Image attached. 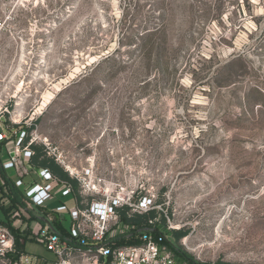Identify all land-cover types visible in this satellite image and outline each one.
<instances>
[{"label": "rangeland", "instance_id": "374dc122", "mask_svg": "<svg viewBox=\"0 0 264 264\" xmlns=\"http://www.w3.org/2000/svg\"><path fill=\"white\" fill-rule=\"evenodd\" d=\"M1 105L9 134L154 187L196 261L264 264V0H0Z\"/></svg>", "mask_w": 264, "mask_h": 264}, {"label": "built area", "instance_id": "2783aa9c", "mask_svg": "<svg viewBox=\"0 0 264 264\" xmlns=\"http://www.w3.org/2000/svg\"><path fill=\"white\" fill-rule=\"evenodd\" d=\"M12 114L5 105L0 106V124L3 114ZM11 116L20 126L9 134L0 127V154L2 145L10 157L0 162V173L14 168L15 185L22 189V202L12 214L15 231L0 224V264H32L37 259L17 246L18 228L24 219H31L30 238L43 244L53 253L55 264H189L179 262L164 242L163 235L155 237L158 226L168 235L170 225H162V203L154 187L146 188L136 177L116 178L113 171L103 172L98 162H66L57 146L47 137L29 131L31 122ZM20 116V115H19ZM43 144L45 152L75 181L64 180L46 167L30 164L33 145ZM59 197H71L75 205L61 203L51 207ZM156 211L149 219L152 229H139L124 221L128 218ZM168 217V216H167ZM42 219V220H40ZM137 242L121 244L122 238L133 237ZM25 237L20 238V244Z\"/></svg>", "mask_w": 264, "mask_h": 264}, {"label": "trees", "instance_id": "16d2710c", "mask_svg": "<svg viewBox=\"0 0 264 264\" xmlns=\"http://www.w3.org/2000/svg\"><path fill=\"white\" fill-rule=\"evenodd\" d=\"M32 148L34 149V154L30 159V164L35 167H46L52 170L56 175H58L60 178L71 181L74 184L75 181H73L69 174L55 161L54 158L49 157L46 152L45 148L43 146H39L37 144L33 145ZM22 189L18 188L15 185V182L13 178L5 171H2L0 173V224H5L9 226L12 230L15 231V227L12 224L11 216L15 209H17L18 204L22 202ZM157 215L156 211H152L148 214L144 215H137L131 218L124 217V221L127 224L137 225L133 229V232H137L139 229H152V227L149 225V219L155 217ZM35 217L32 216L30 219H24L23 224L21 225L18 230L17 234V246L20 247V238L25 237L26 239L30 238V230L27 226L30 225L31 219H34ZM42 220V219H40ZM161 224L166 225V218L162 216ZM173 234L176 237L183 236L186 231L183 230H172ZM153 234L155 237H158L160 234L164 237V242L168 245V247L173 251L174 256L179 262H188L189 264H203L199 261H196L194 258H192L186 251H183L171 238L169 235H167L165 232H163L158 226L153 231ZM137 242V240L133 237L130 238H122L120 240L121 244H132Z\"/></svg>", "mask_w": 264, "mask_h": 264}, {"label": "crops", "instance_id": "0c3cea01", "mask_svg": "<svg viewBox=\"0 0 264 264\" xmlns=\"http://www.w3.org/2000/svg\"><path fill=\"white\" fill-rule=\"evenodd\" d=\"M28 239L25 238L24 243L21 245L22 250L26 253L25 250V244L27 242ZM31 240H34L31 238ZM28 254V253H27ZM54 256V255H53ZM37 257V256H36ZM32 264H55V257L53 259H47V258H39L37 257V259L35 261H33Z\"/></svg>", "mask_w": 264, "mask_h": 264}]
</instances>
